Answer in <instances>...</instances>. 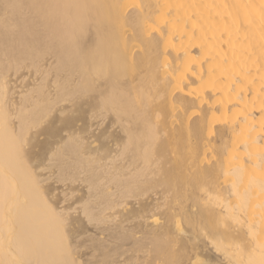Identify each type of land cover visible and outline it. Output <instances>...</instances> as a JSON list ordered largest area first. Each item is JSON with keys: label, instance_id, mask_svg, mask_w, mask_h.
<instances>
[{"label": "bare ground", "instance_id": "obj_1", "mask_svg": "<svg viewBox=\"0 0 264 264\" xmlns=\"http://www.w3.org/2000/svg\"><path fill=\"white\" fill-rule=\"evenodd\" d=\"M222 262L264 264V0H0V264Z\"/></svg>", "mask_w": 264, "mask_h": 264}, {"label": "rangeland", "instance_id": "obj_2", "mask_svg": "<svg viewBox=\"0 0 264 264\" xmlns=\"http://www.w3.org/2000/svg\"><path fill=\"white\" fill-rule=\"evenodd\" d=\"M52 61H53V60H51V63H52ZM48 63H50V62H48ZM51 63H50V64H51ZM24 73H25V72H24ZM24 75H25V74H24ZM26 76H27V74H26ZM13 80H14V78H13ZM20 81H21V80H19L17 84H20ZM19 91H20V90H19ZM44 174H45V175H44ZM43 175H44L45 177L48 176L45 172L43 173ZM50 182H51V184H50V183H49V184L51 185V187H53V188L55 187V189L57 188V189H56V192H55L54 194H55L57 197H59V198L61 199V201H64V200H63V199H64L63 192H64V191L66 192V187H65L66 185L61 184V183H53V181H50ZM60 207H62V208H63V207L66 208V203H65V204H62V202H61ZM216 258H218V257H217V254H216ZM222 263L225 264L224 262H222Z\"/></svg>", "mask_w": 264, "mask_h": 264}]
</instances>
